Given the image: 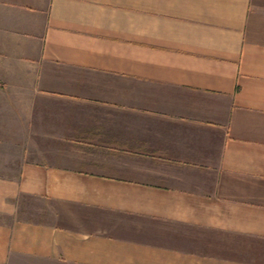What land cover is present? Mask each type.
<instances>
[{"label": "crops", "instance_id": "obj_1", "mask_svg": "<svg viewBox=\"0 0 264 264\" xmlns=\"http://www.w3.org/2000/svg\"><path fill=\"white\" fill-rule=\"evenodd\" d=\"M0 83V264H264V0H0Z\"/></svg>", "mask_w": 264, "mask_h": 264}, {"label": "rangeland", "instance_id": "obj_2", "mask_svg": "<svg viewBox=\"0 0 264 264\" xmlns=\"http://www.w3.org/2000/svg\"><path fill=\"white\" fill-rule=\"evenodd\" d=\"M0 87L1 88H4V85H2L0 83ZM4 101L3 97L0 96V103H2ZM12 144L9 145L8 142H2V140L0 139V146L1 145H9V147L11 148V166H15L17 164V159L16 157L20 155V149L21 147L18 146V145H22V143H20L19 141H15V142H18L16 144H14V141L12 140ZM23 149V148H22ZM12 174H14V171L12 172ZM20 203V206L23 207V211L22 213L25 214V215H30L32 216L33 218H40V214H36L35 210H39L40 213L44 214V219H47L48 221H51L52 218H50L49 216H47V213L44 211V209H49V205H45L43 204L42 202L40 201H37V200H24V202L22 203V201L20 200L19 201ZM26 207V209H25ZM29 208V210H28Z\"/></svg>", "mask_w": 264, "mask_h": 264}]
</instances>
